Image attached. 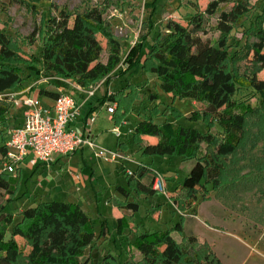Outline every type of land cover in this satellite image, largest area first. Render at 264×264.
Returning <instances> with one entry per match:
<instances>
[{"label":"rangeland","instance_id":"1","mask_svg":"<svg viewBox=\"0 0 264 264\" xmlns=\"http://www.w3.org/2000/svg\"><path fill=\"white\" fill-rule=\"evenodd\" d=\"M211 1L52 0L37 4L31 0H3L0 3V32L9 39L12 50L31 58L29 62H6L18 69L25 81L19 88L5 94L32 88L37 96L38 91L47 87L75 93L71 86L51 80L42 72L41 76H37L30 70H41L33 61L40 60L46 23L50 18L58 17L62 10L71 14L73 19L88 9L99 8L114 38L121 42L123 54L121 66L115 73L117 77L109 85H101L96 96L82 111L84 121H76L78 125L75 128L80 133L86 124V113L92 105L93 111L88 115L86 131L93 139L96 150L84 147L83 152L62 157L61 167L53 171L50 180L22 168L16 196H10L0 189V214L8 211L13 213L17 223L25 209L41 203L47 186L57 182L68 183L75 192H71L68 197L49 201L79 203L90 217L97 239L84 252L82 261L92 260L95 264H102L109 254L115 259V263L111 264H144L142 255L135 247L136 236L131 234L128 237L130 229L124 230L122 236L117 235V218L121 213V219L127 217L138 233H163L181 224L183 232L175 233V239L181 243L184 238H195L201 247L210 249L221 264H264V102L244 84L247 76L258 69V66L245 59V53L249 45L257 41L256 32L264 27V0H247L250 12L227 36L230 54L227 67L239 83L235 99L242 104L241 109L249 106L253 112L246 116V134L242 145L223 162L224 172L219 186L214 188L212 184H204L197 198L190 199L187 190L181 187L195 164L194 159L144 156L141 151L144 143L135 135L139 123L150 118L158 125L169 121L176 126L204 131L205 125L191 121L189 115L195 111L202 112L205 105L195 104L191 99L173 100L162 91L157 77L145 68V59L157 36L165 32L169 21L187 25L190 17L204 12ZM232 6L222 5L221 10H230ZM204 19L207 35H200L204 40L210 39L216 43L220 38L217 30L218 14ZM36 29L39 33L32 40ZM135 44H139L136 53L138 61L128 67L124 57L131 53ZM102 45L104 51L101 62L105 63L109 55L106 41L102 40ZM259 77L264 80V71ZM46 79L48 81L43 82ZM108 92L112 96L103 104ZM151 97H156V100L152 101ZM76 99L79 103L83 101L80 94H77ZM0 106L7 108V114L0 119V147H3L9 133L22 121L25 109L16 106L9 97L1 96ZM114 107L115 114H111L110 109ZM116 127L122 135L121 139H117L113 132ZM212 131L217 133L218 128ZM155 142V138H148L149 144ZM202 150L211 153L213 147L204 145ZM102 151L108 153L110 161L118 159L113 160L111 157L117 153L122 154L125 160L118 159L111 163L98 156ZM2 158L0 152V176L4 173ZM54 165L55 162L50 168ZM141 165L150 166L151 170L159 173L165 192L144 195L132 190L126 173H138ZM71 173L79 174L85 187L76 183ZM7 176L13 179L12 175ZM118 187L125 188L131 196L127 199L118 193ZM77 188L81 191L77 192ZM130 202L139 205L137 213L132 214L116 205ZM104 223L107 234L102 236ZM7 239H10V235ZM16 240L26 252L29 251L22 239Z\"/></svg>","mask_w":264,"mask_h":264},{"label":"trees","instance_id":"2","mask_svg":"<svg viewBox=\"0 0 264 264\" xmlns=\"http://www.w3.org/2000/svg\"><path fill=\"white\" fill-rule=\"evenodd\" d=\"M31 1L39 4L52 0ZM229 4H233L230 10H221L222 5ZM249 12L247 0H212L204 12L191 16L187 25L169 21L165 32L157 36L145 59V68L157 77L162 91L173 100L191 99L205 105L202 112L195 111L189 115L191 121L205 125L204 131L176 126L169 121L158 125L152 118L141 121L135 130V135L143 143L147 142L141 146L144 156L194 159L195 164L181 187L187 190L192 200L197 198L204 184H212L214 188L219 186L224 172L223 162L242 145L246 134V116L253 112L249 106L241 109L242 104L235 99L239 83L227 67L230 58L227 36ZM216 14L220 38L213 43L210 39L204 40L200 33L207 35L204 18ZM38 33L36 29L32 40ZM255 37L257 41L249 45L245 59L258 69L247 76L244 84L264 102V80L259 77L264 71V27L256 32ZM102 40L106 41L109 53L105 63L101 62L104 51ZM138 47L139 44H135L131 53L124 57L128 67L138 61ZM40 55V60L33 62L41 70L30 69L34 74L41 76L42 72L51 80H63L82 89H90L103 82L109 85L117 77L115 73L121 66L123 54L122 44L114 38L103 12L92 8L75 15L73 19L64 10L58 17L50 18L45 26ZM30 59L12 50L9 39L0 32V96L19 88L25 81L21 72L6 62H29ZM29 78L34 79L32 76ZM39 95L55 101L60 93L56 89L45 88L39 91ZM151 99L155 101L156 97ZM6 114L7 108L0 106V119ZM216 127L218 131L213 133ZM148 138H155L156 142L149 144ZM204 145L213 147V152L204 153ZM0 152L4 154L5 149L0 147ZM146 173L155 175L156 172L149 166L141 165L138 173L127 177L129 184L136 194L155 195L156 191L141 181ZM19 175L10 179L3 173L0 189L16 196ZM117 191L127 199L131 196L122 187H118ZM116 205L132 214L139 211L135 202ZM126 229H130L128 237L131 234L136 236L135 247L144 264H221L216 255L207 247H201L195 238H184L179 243L174 234H182L181 224L163 233H138L127 217L119 219L117 235L122 236ZM106 234L104 223L101 235ZM8 235L10 239H7ZM16 238L25 242L28 252ZM96 239L90 217L77 203L41 202L25 209L17 223L13 213L0 214V264H95L92 260L82 261L81 257ZM111 262L115 263L114 256L107 254L102 264Z\"/></svg>","mask_w":264,"mask_h":264},{"label":"built area","instance_id":"3","mask_svg":"<svg viewBox=\"0 0 264 264\" xmlns=\"http://www.w3.org/2000/svg\"><path fill=\"white\" fill-rule=\"evenodd\" d=\"M46 79L43 82H47ZM40 82V81H39ZM38 82V83H39ZM63 83L71 86L75 93H66L60 90L59 97L51 105H44L38 98L28 97L24 100L19 99L24 93H7L1 97H9L16 106L24 107V123L21 127L13 129L9 133L8 139L4 142L5 153L2 154L4 173L17 177L22 171L26 162L30 166L36 167L39 164L50 167L57 157H70L81 151L84 147L96 150V146L90 134L79 133L74 125L82 115L83 106L79 105L75 99L76 94L85 97L84 104L95 97L101 88V83L92 86L90 89H82L67 81ZM112 94L108 92V97ZM116 107L110 109L111 114H115ZM117 139L122 135L119 128L113 131ZM99 157L109 160L106 151L98 154ZM112 159L118 158L117 154H112ZM133 173H128L131 176ZM159 173L154 175L153 189L157 192H165L163 181ZM81 180L80 176H76Z\"/></svg>","mask_w":264,"mask_h":264},{"label":"crops","instance_id":"4","mask_svg":"<svg viewBox=\"0 0 264 264\" xmlns=\"http://www.w3.org/2000/svg\"><path fill=\"white\" fill-rule=\"evenodd\" d=\"M47 88H50V87H47ZM51 89V88H50ZM58 92H60V90L62 89V88H55ZM26 90H28V88L26 89ZM26 90H24V91H18V92H16V93H24ZM39 92V91H38ZM97 94V93H96ZM81 96V98L83 99V101H81L80 103H79V101L76 99L77 98V94H76V96H75V99H76V101H77V103L79 104V105H82L83 106V109H85L87 106H88V104H89V102H91V100H89L86 104H84V101H85V97L84 96H82V95H80ZM96 96V95H95ZM28 97H33V98H38L44 105H51L52 103H53V101L52 100H49V99H47V98H45V97H41L40 95H39V93L37 94V96L34 94V90H32L31 92H27L26 94H24V95H22L21 97H19L21 100H24V99H26V98H28ZM107 97H108V93H107ZM195 104H196V102H194ZM92 105H90V108H89V111H88V113H86V118H85V122H86V124H87V118H88V115H89V113L91 112V111H93V108L91 107ZM21 108H24V107H22L21 106ZM25 109V108H24ZM83 109H82V111H83ZM24 113H25V111H24ZM79 119H82V121H84L83 119H84V117H83V114L81 115V117L79 118ZM78 119V120H79ZM23 123H24V114H23V119H22V121H20V124L18 125V127L17 128H19V127H21L22 125H23ZM86 124H85V126H82V132H80V133H82V134H87V135H89V133H87V131H86ZM76 125H78L77 124V122L75 123V125H74V128L76 127ZM117 128V127H116ZM115 128V129H116ZM76 129V128H75ZM93 140V139H92ZM147 142L145 141L144 142V144H146ZM84 151V148L80 151V152H83ZM77 154V153H76ZM75 154V155H76ZM117 155H118V159H120L121 161H124L125 159H124V156L122 155V154H120V153H117ZM72 156H74V155H72ZM117 159V160H118ZM116 160V161H117ZM116 161H110L109 160V162H111V163H113V162H116ZM61 164H62V157H57L56 158V161H55V165H54V167H52V168H50V167H48V166H46V165H43V164H39L38 166H36V167H32V166H30L29 165V163L28 162H26L25 164H24V166L22 167V168H27V169H30V170H32V173L34 174V175H36V176H38V177H43L45 180H50V178H51V176L54 174L53 173V171L55 170H57V168L60 166L61 167ZM150 167V166H149ZM59 171V170H58ZM23 172V169H22V171L20 172V174ZM128 173H130V172H127L126 174H127V177H128ZM56 174H57V172H56ZM76 176H79V174H77V173H71V178L73 179V180H75V182L76 183H81L82 184V186L83 187H85V182L82 180V178H81V176H80V178H81V180H77L76 179ZM153 174H145L144 176H143V178L141 179V181H142V183L145 185V186H147V187H150V188H152L153 189V185H151V183H153ZM123 188V187H122ZM49 189H51V190H49ZM125 189V188H124ZM47 190H49V191H47ZM47 190L46 191H44L45 193L43 194V196L41 197V202H46V201H49L50 199H57V198H64V197H68L69 196V194L71 193V192H75L74 191V189L72 190V189H70L69 188V186H68V183L67 184H62V183H60V182H57L55 185H51V186H47ZM76 191L77 192H80L81 190H80V188H77L76 189ZM71 203H74V202H71ZM77 204H79V203H77ZM80 205V204H79ZM123 216H121V213L120 214H118V218H117V221L119 220V219H121Z\"/></svg>","mask_w":264,"mask_h":264}]
</instances>
